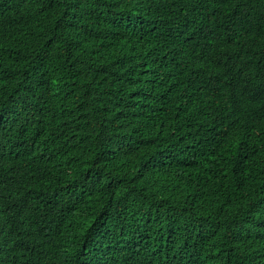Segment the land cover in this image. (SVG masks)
I'll return each instance as SVG.
<instances>
[{"label": "trees", "instance_id": "trees-1", "mask_svg": "<svg viewBox=\"0 0 264 264\" xmlns=\"http://www.w3.org/2000/svg\"><path fill=\"white\" fill-rule=\"evenodd\" d=\"M0 264H264V0H0Z\"/></svg>", "mask_w": 264, "mask_h": 264}]
</instances>
